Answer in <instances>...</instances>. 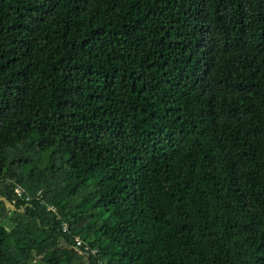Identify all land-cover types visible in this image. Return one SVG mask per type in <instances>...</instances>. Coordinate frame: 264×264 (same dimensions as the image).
Here are the masks:
<instances>
[{
	"label": "trees",
	"instance_id": "obj_1",
	"mask_svg": "<svg viewBox=\"0 0 264 264\" xmlns=\"http://www.w3.org/2000/svg\"><path fill=\"white\" fill-rule=\"evenodd\" d=\"M37 258L264 264V0H0V264Z\"/></svg>",
	"mask_w": 264,
	"mask_h": 264
},
{
	"label": "built area",
	"instance_id": "obj_2",
	"mask_svg": "<svg viewBox=\"0 0 264 264\" xmlns=\"http://www.w3.org/2000/svg\"><path fill=\"white\" fill-rule=\"evenodd\" d=\"M15 192L17 194L18 197H22L23 199H26L27 201H31L33 199L32 196L28 195L25 197V189L19 185L15 187ZM42 195V192L39 193V196ZM68 228H65V231H67ZM74 251L77 253H83L86 256H96L97 252L96 251H90L89 248L79 239L76 238L74 241ZM98 264H102L101 262H99Z\"/></svg>",
	"mask_w": 264,
	"mask_h": 264
},
{
	"label": "rangeland",
	"instance_id": "obj_3",
	"mask_svg": "<svg viewBox=\"0 0 264 264\" xmlns=\"http://www.w3.org/2000/svg\"><path fill=\"white\" fill-rule=\"evenodd\" d=\"M35 263L34 264H41L40 262V259L39 258H37V259H35V261H34Z\"/></svg>",
	"mask_w": 264,
	"mask_h": 264
},
{
	"label": "crops",
	"instance_id": "obj_4",
	"mask_svg": "<svg viewBox=\"0 0 264 264\" xmlns=\"http://www.w3.org/2000/svg\"><path fill=\"white\" fill-rule=\"evenodd\" d=\"M34 263H35V262H34ZM40 263L43 264L42 261H41Z\"/></svg>",
	"mask_w": 264,
	"mask_h": 264
}]
</instances>
